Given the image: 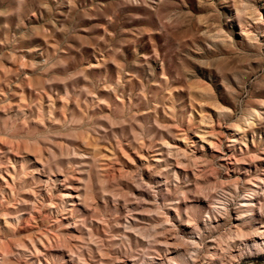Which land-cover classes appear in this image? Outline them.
Returning a JSON list of instances; mask_svg holds the SVG:
<instances>
[{"label": "rangeland", "instance_id": "374dc122", "mask_svg": "<svg viewBox=\"0 0 264 264\" xmlns=\"http://www.w3.org/2000/svg\"><path fill=\"white\" fill-rule=\"evenodd\" d=\"M0 249L264 264V0H0Z\"/></svg>", "mask_w": 264, "mask_h": 264}, {"label": "bare ground", "instance_id": "6f19581e", "mask_svg": "<svg viewBox=\"0 0 264 264\" xmlns=\"http://www.w3.org/2000/svg\"><path fill=\"white\" fill-rule=\"evenodd\" d=\"M255 191L253 190V192L251 193V195L250 196H248V197H245L242 201H241V208L244 210V211H242V210H240L239 212H238V219H236V220H241L242 219V215L244 214V213H249L250 212V206L252 205V203H253V200H254V198H252L254 195H255V193H254ZM221 193H223V192H221ZM223 196V195H222ZM224 197V196H223ZM221 198V197H220ZM215 206H214V210L215 211H217V212H222L223 210H227L228 209V206H229V204H228V202H226L225 200H223V199H219V200H217L215 203ZM255 204V203H254ZM176 215L178 216V218L180 217V214H179V212L178 211H176ZM263 235V233H261V232H259L258 233V236L256 237V239H253L252 241H253V243L255 244V245H258V239L257 238H259L260 239V237ZM194 242V241H193ZM196 243H194V245H195ZM236 253V252H235ZM4 255V252L0 249V256H3ZM169 255V254H168ZM167 255V256H168ZM227 255H231V253L229 252ZM235 255V254H234ZM225 257H227V256H225Z\"/></svg>", "mask_w": 264, "mask_h": 264}]
</instances>
